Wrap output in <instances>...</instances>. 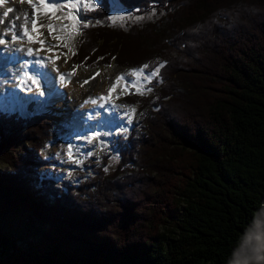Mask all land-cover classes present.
Returning a JSON list of instances; mask_svg holds the SVG:
<instances>
[{"label":"trees","instance_id":"16d2710c","mask_svg":"<svg viewBox=\"0 0 264 264\" xmlns=\"http://www.w3.org/2000/svg\"><path fill=\"white\" fill-rule=\"evenodd\" d=\"M117 1L163 17L123 30L99 0L84 15L91 26L80 30L73 64L166 66L150 96L124 97L139 114L113 142L117 170L103 157L66 193L44 175L34 189L33 168L52 163L36 154L51 120L0 111V216L26 213L44 230L26 248L0 232V264H233L248 236L264 231V0ZM177 87L228 98L197 105Z\"/></svg>","mask_w":264,"mask_h":264},{"label":"rangeland","instance_id":"374dc122","mask_svg":"<svg viewBox=\"0 0 264 264\" xmlns=\"http://www.w3.org/2000/svg\"><path fill=\"white\" fill-rule=\"evenodd\" d=\"M73 2H76L73 1ZM95 5H97L96 0H94L93 2ZM112 7H113V13L112 16H116V17H123V19H117L115 21H113L110 18V22L113 26L117 27V28H121L123 30L128 29L130 26L136 25V26H140L143 27L145 25L148 24H156L157 22H159V20L163 17V13L164 12L162 10H153L150 11V13L143 15V16H137V14L135 15L134 12H130V11H126L125 9H123L116 0H112ZM66 9V8H65ZM69 9V8H67ZM32 11V9H30ZM73 13H77L80 10L78 9H72L71 10ZM68 11L65 10H59L58 13H56V16H60L63 17ZM40 14L42 16V21H40L43 25H47L48 23H53L57 26V31L54 33H49L47 27H44V34L43 39L46 41L45 43V48H48L50 46H54L59 44L60 46L58 48H54V50L52 51L53 54L59 56V59H54L55 63H60L59 66H61L60 68H62V64H68L70 63V60L73 58L74 54L76 53V46L78 44V40H79V32L73 31L72 29H68L64 32L60 31V27L61 25L65 24L64 23V19H60L57 20L55 17L52 16L51 11H40ZM81 21H82V15L80 17ZM0 22H4L1 20L0 18ZM70 24L72 23V21L69 22ZM64 36L65 39L63 40H55L53 39V36ZM35 36V35H34ZM65 45H68L67 47H65ZM49 57V61L51 62L53 59L50 58L49 55H46V57ZM56 58V57H55ZM57 63V64H58ZM12 70H10V68ZM68 73H72V75L70 76L72 78V80L69 81L72 82L74 80V75L76 74L77 71L79 69L82 70V76H81V80L87 81L90 77H92L95 73L99 72V75L95 76V79H92L90 81V83H92L94 80L103 77L108 81V80H112V86L117 78L118 75L122 74V73H128L131 71V68H119L116 67L115 65H112L110 67H101L99 69L96 68H92V69H85V68H79V69H74V67L71 65L70 63V67ZM74 69V71L72 72V70ZM17 69L12 68L11 66H5L4 68L0 65V72H3V74L5 76L0 75V81L3 79L5 80V82H8L10 80L9 76L16 71ZM6 74H8L9 76H6ZM127 79H136L135 77H126ZM14 79V77H13ZM122 83L125 84V81H121ZM90 83H86V84H90ZM10 85H14V86H7V89L11 90L12 87H15V81L12 80ZM6 85L3 86V88ZM60 86V83H59ZM59 86H57L56 89H50L47 90V88L45 89L46 93H47V97L49 96V99H51L52 101L55 99V95L59 92ZM111 86V87H112ZM0 89L1 93L0 96H2V98L4 97L5 99L7 97H5L3 95V91L4 89ZM17 88V85H16ZM149 88V84L148 85H144L141 84V89L143 94H140L142 96H150L152 94V92H148L144 89ZM178 91V95L180 99H185L188 100L190 102H192L193 104H203L205 102L208 101H218V100H226L228 98V95L224 94L221 91H212V90H207L201 88V87H195L193 89L190 90L188 95H184V93L182 91H180V89L177 87ZM61 92H64L63 89H60ZM8 92V93H9ZM51 92V94H50ZM129 92L131 93H135L136 94V89L129 87L127 90L125 89V87L120 88V90L118 91V101H120L119 103V108L115 109L113 111V117H114V121L113 122H117L116 124H114L113 126V134H108L107 136L104 135V133H102V136L98 137V139L96 141L91 140L89 143L91 144V146H89L88 140L85 139L81 142H76L73 139V135L77 134L76 131L72 132L73 127L71 125V123H73V121H68L67 123V119L66 118H70V115H67V106H69L72 96H73V91L69 92L66 94L65 100H64V105L61 103H57V104H53L51 105L50 109H44L42 107V99H38L35 98L33 96V98H35L36 100H38L40 103H36L34 102V100L29 97V95H25V98H23V104L27 109V111L24 108V112L21 114L24 115V117L29 116L28 111L29 108L32 107V109L34 110V112H36L38 115H45L47 116V119L51 120L52 123V129H51V136L49 138L48 141H46L44 143V145L42 146V149L40 151H37V155L38 157L42 160V161H47V162H56L58 164V171L56 170H52L50 167L48 166H35L34 169V176L37 177V181H39V177L40 175H44V176H48L49 178H53L55 179L56 176H64L63 180H71L72 178H74V180H79L76 176L79 173H82L83 176L81 177L83 181L87 180L88 177H94V173H93V168H92V162L94 163L93 165H99V160H101L103 157H107L108 155H111L112 158H110L109 161V167L107 168L109 173H113L115 170H117L118 165L120 164V159L117 156V153L115 151V149H113L112 147V141L114 138H116L118 136V134L121 133V129L123 128H127L128 130H131L132 127L134 126L135 119L136 117H138V109H135V107H131V108H125L122 104H121V100L123 98L124 95L129 94ZM50 94V95H49ZM15 104H11V105H7V106H0V110L1 111H5V112H14L13 111V107ZM16 106H18L16 104ZM20 106V105H19ZM66 106V108H65ZM123 106V107H122ZM124 108V109H123ZM133 109H135V111H133ZM129 111V113L127 112L126 115H123L121 113H123L124 111ZM15 111H18L17 109ZM87 111V110H86ZM91 111V117L90 119L93 120L91 123L95 124L97 126V128L102 129V127H100L101 125L104 126V124L101 123L100 118L98 117L97 113L92 109ZM109 112V111H108ZM127 114H131V115H127ZM80 117H85L81 114ZM98 117V118H97ZM122 118V119H120ZM125 118V119H124ZM74 119H77V115L74 116ZM82 120V118H81ZM85 120V119H84ZM117 120V121H116ZM86 136V135H85ZM83 138H88V134L86 137ZM80 138V137H79ZM81 138V139H83ZM103 141V143H102ZM77 145V143L80 145L78 148L75 144ZM69 145L72 146V152L75 150L76 153V157H77V162L73 163L72 161L68 162L66 157H67V153L68 152V147ZM91 150H94V152H91ZM84 151V152H83ZM24 153V150H23ZM83 154V157L81 156ZM68 158H72V157H68ZM73 164V165H72ZM81 164H83V166H81ZM79 167V168H78ZM6 166L0 165V171H5L6 170ZM73 169V170H72ZM73 174H75V176L73 177ZM55 175V176H54ZM75 181L74 182H70L67 185H74L75 186ZM81 181V180H80ZM77 183H79V181H76ZM35 190H37V192L39 193L38 190L42 189V187H40L38 184H36V188H34ZM43 228L41 226H30L28 223V214L26 213H14V214H10V215H3L0 216V232L2 233H6V234H11L14 235L16 237H19L21 239L20 241V245L24 248L27 247V245L29 243H31L32 241H36L41 237V234L43 232ZM252 264H264V261L262 263H259L258 261L252 263Z\"/></svg>","mask_w":264,"mask_h":264},{"label":"bare ground","instance_id":"6f19581e","mask_svg":"<svg viewBox=\"0 0 264 264\" xmlns=\"http://www.w3.org/2000/svg\"><path fill=\"white\" fill-rule=\"evenodd\" d=\"M46 2H51V0H46ZM61 2L67 4L68 0H61ZM33 4L39 5V0H31V3L29 2V0H4V3L0 4V18L2 21H4L0 22V33L8 32L7 36H0V38H4L7 41L6 44H0V65L3 68L5 66H11L12 68L19 70L21 67H24V65L22 64V60L27 58V48L31 47L34 50H39L43 47L39 43H26L25 40L18 39L17 41L13 42L11 40V32L8 31L12 22L15 21V24L17 25L16 35L19 37L21 35L20 26L24 24L26 14L28 18V28L30 30L32 28L31 22L33 19H36L38 24V32L30 31V35H35V38L33 39H43L42 35L44 34V27L40 28L39 25H43L40 22L42 21L40 11H44V9L41 8L40 11L37 12L36 9L33 8ZM8 8L14 9L5 18L3 16V13L7 11ZM30 9H32V11ZM58 12L59 10L56 13ZM17 17H19V19H17ZM21 47H23L25 51H17V49ZM42 57L48 58L45 64H36L33 69L28 70L29 75L34 76L39 81V87H37L35 84H32L31 81H28V83L25 86H22L21 88H18V86L17 88L12 87L10 90L11 94L9 95L10 92L7 93L8 97L6 99L0 96V106L17 104L19 107V112L23 113L24 106L22 105V99L25 98V95L21 96V93H24L26 95L38 98L39 100L42 99V107L48 110L53 104L62 102V104L64 105L66 94L73 91L74 93L69 106H67V108L65 106V108L67 109L66 114L71 116L70 118H66L67 116L65 117V119H67V123L68 121H73V123H71L73 127L72 132L76 131V135L80 138H83L85 135L87 136V134L88 137H91L94 132H100L101 136L102 133L113 134V126L117 122H113L114 117L112 114L115 109L120 107V101H118L117 99L118 91L120 90V88L125 87V84L120 81V84L116 87V90L109 95V89L112 86V80L107 81L103 76L94 80L90 84L83 83L85 79H80L82 76L81 69H79L76 74H73L74 80L72 82L69 83L72 78L69 77L70 80L68 81L67 76L65 78V81L62 82L60 80V75L63 73H68V67H70V63H64L62 64V68H60V63L57 62L58 64H53L52 62H50L49 57H46V55L43 53V50L39 52V56H30L28 59L31 60V62H34L36 59ZM18 61L19 63L17 64L16 62ZM57 69H59V71H57ZM45 73H47V75H44ZM126 80L130 79L126 78ZM131 80L135 81L134 79ZM57 86H59L60 89H63L64 92H61V90L59 89V92L55 95V99L52 101L51 99H49V96H46L47 93L45 89H56ZM102 96L108 97V99H101ZM90 100H95L96 103H91L89 102ZM92 109L97 113L98 117L101 120V123L104 124V126H100L102 127V129L97 128L95 124L91 123L93 120L90 119V110ZM127 112L129 113V111L127 110L121 114L126 115ZM81 114L85 117H80ZM75 115H77L78 120L74 119ZM127 115L129 116L131 114ZM97 139L98 137L93 139V141H96ZM91 152H94V150H91Z\"/></svg>","mask_w":264,"mask_h":264},{"label":"snow or ice","instance_id":"6c2138e0","mask_svg":"<svg viewBox=\"0 0 264 264\" xmlns=\"http://www.w3.org/2000/svg\"><path fill=\"white\" fill-rule=\"evenodd\" d=\"M29 2L31 3V0H29ZM4 3V0H0V4ZM33 8L36 9L37 12L40 11L41 8H43L45 10V12L47 11H51L52 12V16L55 17L57 20L60 19H64V20H69L72 21L71 24H63L60 27V31L64 32L68 29H72L73 31L79 32L81 29H86L88 27H90L91 25H89L87 22L81 21L80 17L81 15H86V11L87 10H94L95 9V4L92 2V0H76V2H73V0H68L67 4H64L61 2V0H51V2H46V0H39V5L37 4H33L32 5ZM65 8H69V9H78L80 10L77 13H73L72 11H68L63 17L60 16H56V12L58 10H62ZM13 9L12 8H8L7 11H5L3 13V16L6 18L8 16V14L10 12H12ZM17 19H19V17H17ZM111 19L113 21L117 20V19H123V17H116L113 16L111 17ZM32 28L31 30L28 28V18L27 15L25 14V22L21 27V35L18 37L16 35V28L17 25L15 24V21L12 22V24L10 25V28L8 31L11 32V40L13 42L19 40H27V42L29 44L31 43H39L42 46L45 45L46 41L44 39H33V37L30 35V31L32 32H38V24H37V20L33 19L32 20ZM40 28L42 27H47L49 33H54L57 31V26L53 23H48L46 26L45 25H39ZM8 32L5 33H0V36H7ZM53 39L55 40H63L65 39L64 36H53ZM7 41L4 38H0V44H5ZM60 45H54V46H50L47 49H44L42 47V49L39 50H34L33 48L29 47L26 49V54L28 56H39V52L41 50H46L48 52H52L54 50V48H58ZM68 45H65V47H67ZM17 51H25V49L23 47L18 48ZM48 58H39L36 59L33 63L34 64H45L46 60ZM56 59H59V57H56ZM104 59V57H98V60ZM113 59H115V57H113ZM87 58H85V61L82 63H86ZM97 60V62H98ZM53 64L55 63V60L53 59L51 61ZM166 61L165 62H158L156 64L155 67H153L150 63H144L142 66L138 67V68H134L132 69L130 72L128 73H122L120 75L117 76L113 86L109 89V95L114 92L116 90V87L119 86L120 81L125 80V89L127 90L129 88V86H131L132 88L136 89V94H143L142 89H141V84L144 85H148L151 84V82L156 79L157 77H159V74L161 72V69L164 68L166 66ZM25 67H27V65H25ZM78 65H74V69L78 68ZM151 68V71H146L148 69ZM57 71H59V69H57ZM44 75H47V73H45ZM72 75V73H63L60 75V80L62 82L65 81L66 76L70 77ZM99 75V72L95 73L92 77L89 78V80L84 81L83 83H90V81L92 79H95V76ZM126 77H136L137 79L135 81L132 80H126ZM28 81H31L32 84H35L37 87H39V81L34 77L29 75L28 71H24L23 73V77L21 78V84H27ZM148 92L151 91V88H146L144 89ZM43 94V93H41ZM129 94H131V92H129ZM101 99H108V97H101ZM89 102L91 103H96L95 100H90ZM133 111H135V109H133ZM128 131L127 128H123L121 129V132H126ZM105 136L108 135V133H104ZM101 133L100 132H94L93 135L91 137H88L87 140L90 142L91 140L100 137ZM103 143V141H102ZM68 154L71 157L72 156V146L69 145L68 147ZM107 170V169H105Z\"/></svg>","mask_w":264,"mask_h":264},{"label":"clouds","instance_id":"9594fccd","mask_svg":"<svg viewBox=\"0 0 264 264\" xmlns=\"http://www.w3.org/2000/svg\"><path fill=\"white\" fill-rule=\"evenodd\" d=\"M251 260L264 261V231L248 236L239 256L234 254L233 264H249Z\"/></svg>","mask_w":264,"mask_h":264},{"label":"built area","instance_id":"2783aa9c","mask_svg":"<svg viewBox=\"0 0 264 264\" xmlns=\"http://www.w3.org/2000/svg\"><path fill=\"white\" fill-rule=\"evenodd\" d=\"M41 183H42V179H39V181L36 182V184H38L39 186L41 185ZM56 187L61 189V183H58Z\"/></svg>","mask_w":264,"mask_h":264}]
</instances>
